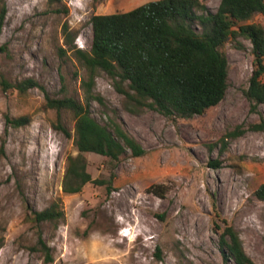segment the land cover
I'll return each mask as SVG.
<instances>
[{"label":"rangeland","instance_id":"rangeland-1","mask_svg":"<svg viewBox=\"0 0 264 264\" xmlns=\"http://www.w3.org/2000/svg\"><path fill=\"white\" fill-rule=\"evenodd\" d=\"M157 0H4L8 14L0 37L2 77L17 84L34 79L43 88L20 93L0 85V264H45L39 239L51 249V264H225L220 235L226 221L239 233L256 264H264V105L253 111L245 91L254 64L252 44L229 42V88L219 105L186 120L150 109L132 113V103L100 73L92 116L102 125L114 117L145 149L114 161L87 154V172L104 186L88 183L77 194L63 190L69 156H77L71 112L50 110L45 95L73 97L85 104L87 71L66 45L90 51L94 15L126 13ZM216 12L222 0H200ZM248 23L264 25L256 15ZM62 50H68L64 55ZM264 82V77L262 78ZM26 117L16 127L8 118ZM65 127L68 137L57 129ZM237 127L245 133L220 140ZM210 146H214L213 149ZM220 161L219 168L210 162ZM160 185L162 197L149 191ZM111 191L108 192V188ZM62 201L56 223L32 221L33 212Z\"/></svg>","mask_w":264,"mask_h":264},{"label":"trees","instance_id":"trees-1","mask_svg":"<svg viewBox=\"0 0 264 264\" xmlns=\"http://www.w3.org/2000/svg\"><path fill=\"white\" fill-rule=\"evenodd\" d=\"M8 9L0 0V37L3 33ZM256 15L264 17V0H222L216 12L200 0H157L126 13L94 15L91 19L93 42L90 51L72 47L68 26L64 27L66 45L87 71L82 87L85 104L73 97L52 98L45 95L46 107L58 113L71 112L75 121L77 156L67 159V171L63 190L77 194L88 183L104 186L100 179L93 180L87 172V154L93 153L120 160L131 151L133 157H142L146 151L129 135L114 117L105 125L100 124L90 110L91 103L104 104L94 93L96 78L105 73L114 84L116 92L132 103L130 111L150 109L167 118L190 120L204 115L225 98L229 88V61L224 48L234 42L243 48L241 38L252 44L254 69L250 86L245 95L253 111L264 105V25L248 23ZM4 51L0 47V53ZM67 55L68 50H62ZM0 85L5 90L16 89L25 93L41 88L34 79L17 84L6 81L1 75ZM16 127L28 123L26 117L8 118ZM57 129L71 137L63 126ZM252 131H264V120L249 127ZM237 127L220 140L223 152L230 139L245 133ZM214 146H210L213 149ZM219 168L220 161L209 163ZM111 188H108V192ZM149 191L162 197L165 190L160 185ZM264 202V184L255 192ZM65 217L62 201H54L48 208L33 212V222L58 223ZM220 235V251L225 264H256L246 253L238 231L226 221ZM45 264L54 261L51 249L39 239Z\"/></svg>","mask_w":264,"mask_h":264}]
</instances>
